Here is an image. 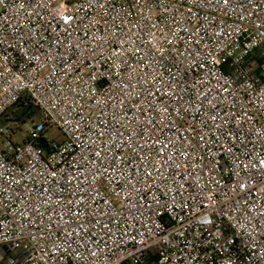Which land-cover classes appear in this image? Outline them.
<instances>
[{
	"label": "built area",
	"instance_id": "built-area-1",
	"mask_svg": "<svg viewBox=\"0 0 264 264\" xmlns=\"http://www.w3.org/2000/svg\"><path fill=\"white\" fill-rule=\"evenodd\" d=\"M24 105L0 264H264V0H0V116Z\"/></svg>",
	"mask_w": 264,
	"mask_h": 264
},
{
	"label": "rangeland",
	"instance_id": "rangeland-1",
	"mask_svg": "<svg viewBox=\"0 0 264 264\" xmlns=\"http://www.w3.org/2000/svg\"><path fill=\"white\" fill-rule=\"evenodd\" d=\"M38 119L39 118L36 115V113L29 115V117L15 116L13 121L6 120L3 116H0V128L4 127L5 125L9 126V128H13L14 129L13 138L16 142H20L26 136L28 128L31 126V124L33 122L34 123L37 122ZM43 136L46 140L56 143L64 140V135L62 131L57 127L48 128Z\"/></svg>",
	"mask_w": 264,
	"mask_h": 264
},
{
	"label": "trees",
	"instance_id": "trees-1",
	"mask_svg": "<svg viewBox=\"0 0 264 264\" xmlns=\"http://www.w3.org/2000/svg\"><path fill=\"white\" fill-rule=\"evenodd\" d=\"M36 113V110L31 106V105H24L22 110H21V113L18 117H24V116H28L31 115V114H35Z\"/></svg>",
	"mask_w": 264,
	"mask_h": 264
}]
</instances>
